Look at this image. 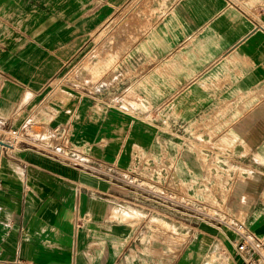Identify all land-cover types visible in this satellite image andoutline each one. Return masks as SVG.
Masks as SVG:
<instances>
[{"label":"crops","instance_id":"1","mask_svg":"<svg viewBox=\"0 0 264 264\" xmlns=\"http://www.w3.org/2000/svg\"><path fill=\"white\" fill-rule=\"evenodd\" d=\"M136 1L0 0V130L71 160L1 148L0 264H242L126 173L264 235V0Z\"/></svg>","mask_w":264,"mask_h":264},{"label":"built area","instance_id":"2","mask_svg":"<svg viewBox=\"0 0 264 264\" xmlns=\"http://www.w3.org/2000/svg\"><path fill=\"white\" fill-rule=\"evenodd\" d=\"M2 133L3 137L0 140L3 144H0V150L1 148L11 150L16 148L19 143L29 142L33 147L41 145L38 148L40 151L55 158L71 161L67 155L68 142L65 136L57 130L52 133V137L56 138V143L52 147L35 141L38 137L29 122L24 123L20 128L2 130ZM41 140L46 141L42 138ZM115 181L117 185L130 191L138 200L151 201L184 218L209 221L219 229L231 230L234 237L230 242L242 260V264H264V235L260 236L250 232L242 222L236 220L227 211L225 206H209L166 185L145 180L132 173H126L116 178ZM77 221L76 219V223Z\"/></svg>","mask_w":264,"mask_h":264},{"label":"rangeland","instance_id":"3","mask_svg":"<svg viewBox=\"0 0 264 264\" xmlns=\"http://www.w3.org/2000/svg\"><path fill=\"white\" fill-rule=\"evenodd\" d=\"M136 2H137V3H134V5H133L134 7H135L138 3H140V2H144V0H137ZM71 72H72V71H71ZM71 72H70V73H71ZM0 132L2 133V130H0ZM2 134H3V133H2ZM2 134H1V136L3 137Z\"/></svg>","mask_w":264,"mask_h":264},{"label":"water","instance_id":"4","mask_svg":"<svg viewBox=\"0 0 264 264\" xmlns=\"http://www.w3.org/2000/svg\"><path fill=\"white\" fill-rule=\"evenodd\" d=\"M0 144H3V142L0 140Z\"/></svg>","mask_w":264,"mask_h":264},{"label":"bare ground","instance_id":"5","mask_svg":"<svg viewBox=\"0 0 264 264\" xmlns=\"http://www.w3.org/2000/svg\"><path fill=\"white\" fill-rule=\"evenodd\" d=\"M107 207V206H106Z\"/></svg>","mask_w":264,"mask_h":264}]
</instances>
